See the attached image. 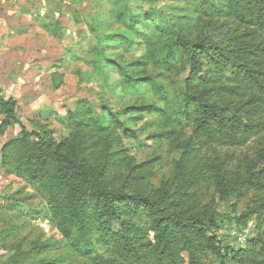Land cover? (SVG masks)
I'll use <instances>...</instances> for the list:
<instances>
[{
	"label": "rangeland",
	"instance_id": "obj_1",
	"mask_svg": "<svg viewBox=\"0 0 264 264\" xmlns=\"http://www.w3.org/2000/svg\"><path fill=\"white\" fill-rule=\"evenodd\" d=\"M250 1H52L54 6L65 11L61 23L69 31L61 41L70 50L66 55L69 63L63 68L65 87L63 92L55 94L49 84L46 85L47 80L44 83V80L40 81L29 74L31 72L34 75L33 70L27 71L26 75L21 76L24 80L21 82L27 83V86L12 92L21 105L17 109L19 121L28 131L43 134L59 151L75 155L86 169L103 171L101 178L105 184L112 182L116 187L122 184V189L126 191L144 193L151 197L164 191L171 194L174 188V163L180 157L185 141L195 136L191 120L192 112L196 109L195 104L185 100L189 65L185 53L174 45L176 36L183 34L188 39L208 38L215 41L222 40L224 36L228 39L236 36L241 38L245 32L256 28L249 13ZM29 2L34 8L46 5L47 2V5L50 4L49 0ZM111 5L113 11L109 7ZM109 10L111 14L106 12ZM130 13L137 16L134 23L128 20ZM92 16L96 17L94 21L89 19ZM88 19L102 33L120 34L125 31L130 34L127 28L135 29L131 37L139 43L133 49L122 44L109 48L107 54L118 62L128 64V68L137 77L150 78L152 83L143 85L141 92L135 94L131 93L128 86H118L119 77L115 67H107V75L95 70L89 71L96 54L91 52L94 37L87 25ZM103 22L107 24L103 26ZM76 42L83 50L88 49V52L78 50ZM262 46L260 51L264 49ZM73 56H82L86 62L81 63ZM201 58L203 65L199 77L190 80V84L198 90L207 86L220 88L216 92H205L207 100L217 104L229 97L236 104L245 100L244 93L239 92L238 88H246L248 83L236 67L211 60L203 54ZM2 60L0 68L8 63L5 57ZM35 61H27V65ZM262 66L264 71V59ZM79 71L84 74V78L79 75ZM261 78L264 85V75ZM154 84L160 86L162 92H158ZM39 90L44 92L39 93ZM12 93L3 92L2 95L5 97ZM162 93L166 98H161ZM46 102H57V109H42ZM80 103L84 108H90L85 109L90 111L85 114V118L98 121L104 119L101 124L103 131L94 126L76 125L82 116L79 119L72 114L79 112L77 107ZM248 106L231 107L225 113L227 118L234 117L241 123L237 132L239 138L252 118L256 122L264 120V113L261 117L260 114L247 113ZM41 110L44 111L42 115L39 114ZM3 119L4 115L0 112V158L3 145L20 136L19 125L3 126ZM227 126L232 128L231 124ZM209 130L210 136L200 137L197 145L204 158L219 156L227 160L228 168L222 176L223 180L233 182L231 175L238 169L242 178L248 177L247 163H253L258 151L264 149V130L241 144L227 137L230 131L221 129L217 118L210 117ZM251 169L250 182L234 192H227L223 199L211 179L206 182L196 181L191 189L203 203L213 202L218 212L216 234L224 245L234 248L245 249L247 242L255 239L264 228V213L261 218L253 216L245 223L238 219L245 210L255 206L260 208L264 203V188L261 189L256 181L264 169V160ZM121 212V217L127 223L130 220L128 216L135 211L131 210L130 215L126 211ZM140 215V218L130 221V227L126 228L128 231L132 226L136 228L146 224L152 217L149 212ZM113 224L115 229L122 230L117 219ZM137 232L143 238V245L138 247V256L132 250L116 254L98 242L91 250L83 238L77 241L84 242L73 245L76 235L71 238L62 235L56 223L50 219L49 204L40 192L24 179L9 173L0 160V264H154L149 252L155 241L154 232L148 225ZM91 236L96 240L94 234ZM54 241L57 243L51 246ZM43 243L47 245L38 250ZM25 251H34V254L30 257L19 255ZM181 255L184 264H188L187 253L182 252ZM207 258L216 264L213 256L207 255ZM225 264L235 263L226 261Z\"/></svg>",
	"mask_w": 264,
	"mask_h": 264
},
{
	"label": "trees",
	"instance_id": "obj_2",
	"mask_svg": "<svg viewBox=\"0 0 264 264\" xmlns=\"http://www.w3.org/2000/svg\"><path fill=\"white\" fill-rule=\"evenodd\" d=\"M109 7L113 11V5ZM101 11L105 13L102 9ZM106 12L111 14L110 10ZM249 13L255 21L256 28L245 32L241 38L236 36L228 39L224 36L219 41L208 38L193 40L180 34L176 36V44L172 41L176 48L185 53L189 65L185 100L195 104L196 109L192 112L191 120L194 123L195 136L185 141L180 157L174 163L172 175L174 188L171 194L164 191L158 196L151 197L144 193L126 191L122 189L124 187L122 184L116 187L112 182L103 183L101 178L103 171L86 169L75 155L59 151L40 132L28 131L18 119L17 100L11 96L4 97L0 90V112L4 115L2 125L17 124L20 127V136L3 145L1 164L9 173L24 179L40 192L49 204L50 219L56 223L62 235L69 238L76 235L73 245L85 241L92 250L98 242L103 247L111 248L116 254L132 250L135 256H138L140 253L138 247L143 245V238L137 231L148 225L154 232L155 241L149 248L154 264H184L182 252L187 253L188 264H213L207 255L213 256L217 261L216 264H225L226 261L235 264H264V228L255 239L247 242L245 249L224 245L216 234L218 212L213 202L203 203L196 192L191 190L196 181L206 182L211 179L221 194L220 198L223 199L227 192H234L238 187L249 183L252 176L251 168H255L264 160V149H262L258 151L254 162H248L246 165L249 176L242 178L238 169L232 173L233 182H231L222 178L227 173V160L220 159L219 156L205 159L197 148L200 137L210 136V117L217 118L221 129L230 131L227 137L238 144L246 142L251 136L264 130V120L260 119L256 122V119L252 118L239 138L237 132L241 123L234 117L227 118L225 114L229 108H238L240 105L241 108L249 105L246 112L250 115L260 114L261 117L264 113V85L261 78L264 75L262 66L264 49L260 51L264 45V0H251ZM136 17L130 13L129 22L134 23ZM95 18L92 16L89 19L94 21ZM90 20L87 25L94 37L91 52L96 55L89 71L95 70L107 75L106 68L115 67L119 77L118 86H128L131 93H140L143 85L152 83L150 78L137 77L128 68V64L118 62L107 54L109 48L122 44L133 49L139 43L131 37L135 29L127 28L130 34L125 31L120 34H107L98 31ZM104 23L107 24L103 22V26ZM202 54L211 60L232 64L237 72L246 78L248 86L238 88L246 97L244 101L236 104L234 99L229 97L217 104L208 101L205 92H216L220 88L207 86L198 90L190 84V80L199 77L203 65ZM155 63H157L156 59ZM56 74L52 78L54 82L60 79V77L56 78ZM57 85L58 83L55 87ZM154 87L158 92H162L160 86L154 84ZM161 95L162 99L166 98L164 93ZM77 109L79 112L72 115L78 118L82 116V120H77L76 125L94 126L99 131L104 130L101 126L104 119L98 121L94 118H85V114L90 112L85 109L90 108H84L80 103ZM230 124L232 128L227 126ZM256 181L263 189L264 169ZM131 210L135 212L130 215ZM121 211L129 213L130 220L127 223L121 217L123 213ZM144 212L152 214L149 221L136 228L132 226L128 231L126 228L130 227V221L133 218H140V213ZM263 213L264 203L260 208L255 206L245 210L238 219L239 222L245 223L253 216L261 218ZM116 219L121 223L122 230L115 229L113 222ZM71 232L74 234L70 235ZM93 234L96 240L92 238ZM81 238L84 241H77ZM56 243L54 241L51 246ZM46 245L40 244L38 250H42ZM33 254L34 251H25L19 255L30 257Z\"/></svg>",
	"mask_w": 264,
	"mask_h": 264
},
{
	"label": "crops",
	"instance_id": "obj_3",
	"mask_svg": "<svg viewBox=\"0 0 264 264\" xmlns=\"http://www.w3.org/2000/svg\"><path fill=\"white\" fill-rule=\"evenodd\" d=\"M52 1L54 2V0ZM52 1L49 0L51 5H47V2L46 5L41 4L34 8L30 5L29 0H18L14 3L0 0V61L3 62V57L8 60V63L0 68V90L2 93L18 92L27 86V83L21 82L23 80L21 76L30 70L35 72L34 75L29 72L32 77H36L40 81L44 80V83L47 80L46 85L49 84L55 94L63 92L65 87L63 68L69 63L66 55L70 53V50L62 45L61 41L66 35L65 33H69V31L61 23L65 11L54 6ZM76 46L82 53L88 52V49L83 50L78 42H76ZM91 46L93 47L94 43ZM21 55H25V57H20ZM73 58L75 57L73 56ZM75 59L85 63L82 56H77ZM34 60L36 61L33 64L27 65V61ZM23 61L26 62L23 64ZM54 74H56V78L60 77L59 81L54 82L52 79ZM79 75L82 76V72ZM57 83L58 85L55 87ZM41 92L44 91L39 90V93ZM9 96L17 100L20 109L21 105L14 93L5 97ZM57 104V102H46L42 109L54 110L57 109ZM43 113L44 111L41 110L39 114Z\"/></svg>",
	"mask_w": 264,
	"mask_h": 264
},
{
	"label": "built area",
	"instance_id": "obj_4",
	"mask_svg": "<svg viewBox=\"0 0 264 264\" xmlns=\"http://www.w3.org/2000/svg\"><path fill=\"white\" fill-rule=\"evenodd\" d=\"M2 2H9V3H14L17 2L18 0H1ZM242 237V236H240ZM243 238V237H242ZM242 238H239L240 240H242Z\"/></svg>",
	"mask_w": 264,
	"mask_h": 264
}]
</instances>
